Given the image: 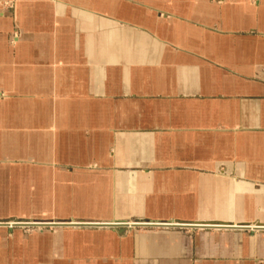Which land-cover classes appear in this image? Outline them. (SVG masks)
I'll return each mask as SVG.
<instances>
[{"label":"crops","instance_id":"1","mask_svg":"<svg viewBox=\"0 0 264 264\" xmlns=\"http://www.w3.org/2000/svg\"><path fill=\"white\" fill-rule=\"evenodd\" d=\"M0 223V264H264V0H0Z\"/></svg>","mask_w":264,"mask_h":264},{"label":"rangeland","instance_id":"2","mask_svg":"<svg viewBox=\"0 0 264 264\" xmlns=\"http://www.w3.org/2000/svg\"><path fill=\"white\" fill-rule=\"evenodd\" d=\"M3 5H8V3L7 2H4V3H2ZM17 37V33H16V31L12 34V41H13V39H15ZM9 223H14V222H8V223H6V224H9ZM47 224H49V223H47ZM143 224H145V223H143ZM7 226H9V225H7ZM26 226V225H25ZM180 226V225H179ZM12 227V226H11ZM18 227H22V226H18ZM180 227H182V226H180Z\"/></svg>","mask_w":264,"mask_h":264},{"label":"bare ground","instance_id":"3","mask_svg":"<svg viewBox=\"0 0 264 264\" xmlns=\"http://www.w3.org/2000/svg\"><path fill=\"white\" fill-rule=\"evenodd\" d=\"M7 223H8V222H7ZM14 223L17 224V223H26V222L15 221ZM0 224L5 225L6 223H5V224H4V223H0ZM117 225H118V224H117ZM117 225H116V226H117ZM17 226H18V225H17ZM118 226H119V225H118ZM128 226H129V227H133V226H135V225H134V224H130V225H128ZM8 227H11V226H8ZM15 227H16V226H15Z\"/></svg>","mask_w":264,"mask_h":264},{"label":"built area","instance_id":"4","mask_svg":"<svg viewBox=\"0 0 264 264\" xmlns=\"http://www.w3.org/2000/svg\"><path fill=\"white\" fill-rule=\"evenodd\" d=\"M13 226H15L14 224L12 225V227ZM142 226H151V225H142ZM165 226H167V227H170V226H172V225H165ZM175 226V225H174ZM175 227H180V226H175Z\"/></svg>","mask_w":264,"mask_h":264}]
</instances>
